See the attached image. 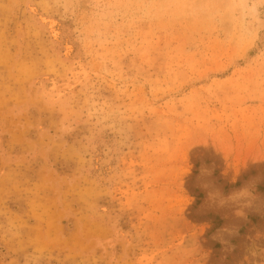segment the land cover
Masks as SVG:
<instances>
[{
	"label": "rangeland",
	"instance_id": "rangeland-1",
	"mask_svg": "<svg viewBox=\"0 0 264 264\" xmlns=\"http://www.w3.org/2000/svg\"><path fill=\"white\" fill-rule=\"evenodd\" d=\"M0 264H264V0H0Z\"/></svg>",
	"mask_w": 264,
	"mask_h": 264
},
{
	"label": "bare ground",
	"instance_id": "bare-ground-1",
	"mask_svg": "<svg viewBox=\"0 0 264 264\" xmlns=\"http://www.w3.org/2000/svg\"><path fill=\"white\" fill-rule=\"evenodd\" d=\"M242 3V2H241ZM30 8V7H29ZM51 23V22H50ZM52 27V26H51ZM55 31V30H54ZM61 37V36H60ZM68 46V45H67Z\"/></svg>",
	"mask_w": 264,
	"mask_h": 264
}]
</instances>
